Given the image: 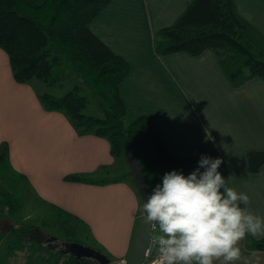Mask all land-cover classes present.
<instances>
[{
  "label": "crops",
  "instance_id": "obj_1",
  "mask_svg": "<svg viewBox=\"0 0 264 264\" xmlns=\"http://www.w3.org/2000/svg\"><path fill=\"white\" fill-rule=\"evenodd\" d=\"M191 1L111 0L89 26L129 63L119 83L129 114L150 116L177 156L222 154L225 163L218 171L227 185L246 193L247 208L264 217V163L251 172L246 159L249 149H264V77L233 86L210 48L196 55L154 50L156 32ZM234 3L264 35V0ZM35 82L43 84L15 80L0 47V140L8 142L13 171L40 201L83 223L99 245L124 258L143 215L136 185L131 177L115 175L117 157L109 141L79 131L62 110L45 108ZM71 173L107 181L66 178ZM238 246L236 264H264V249H248L245 238Z\"/></svg>",
  "mask_w": 264,
  "mask_h": 264
},
{
  "label": "trees",
  "instance_id": "obj_2",
  "mask_svg": "<svg viewBox=\"0 0 264 264\" xmlns=\"http://www.w3.org/2000/svg\"><path fill=\"white\" fill-rule=\"evenodd\" d=\"M110 1L0 0V47L8 55L15 80L38 79L47 86L74 76L89 86L98 98V113L84 111L87 97L80 92L78 79L61 94L42 90L38 97L45 108L62 110L79 131L105 137L111 154L123 157L127 165L125 151L132 148L152 190L168 172L176 170L187 176L195 171L202 156L219 158L222 166L225 159L220 153L177 156L150 116L129 114L119 94V83L129 71V63L89 26ZM153 46L157 54L187 51L196 55L210 48L233 86L253 76L264 77V35L239 14L234 0H192L171 24L156 32ZM246 159L249 170L256 172L264 163V149H249ZM11 170L9 145L3 139L0 173ZM123 176L131 177L128 171L118 175ZM66 178L107 181L80 173L68 174ZM23 205L21 195L0 188L1 209L5 206L12 214ZM41 230L34 223L12 222L0 232V237H5L10 247L25 240L46 247L47 241L39 240ZM245 246L264 249V236L247 235ZM65 260L72 264H98L91 258L71 255H66ZM110 264L125 263L112 260Z\"/></svg>",
  "mask_w": 264,
  "mask_h": 264
},
{
  "label": "clouds",
  "instance_id": "obj_3",
  "mask_svg": "<svg viewBox=\"0 0 264 264\" xmlns=\"http://www.w3.org/2000/svg\"><path fill=\"white\" fill-rule=\"evenodd\" d=\"M198 164L187 176L164 174L143 203L145 221L159 228L151 236L158 246L153 264H236L239 242L264 236V217L247 208L246 193L227 185L218 171L222 160L202 156Z\"/></svg>",
  "mask_w": 264,
  "mask_h": 264
},
{
  "label": "rangeland",
  "instance_id": "obj_4",
  "mask_svg": "<svg viewBox=\"0 0 264 264\" xmlns=\"http://www.w3.org/2000/svg\"><path fill=\"white\" fill-rule=\"evenodd\" d=\"M77 79L72 76L65 78L62 82L47 86H44L40 82H37V84L35 82V87H41H37L39 91L46 90L55 94H61L71 88L74 83H77ZM78 84L80 85V92L87 97L84 111L98 113V98L93 90L86 84H82L79 79ZM114 163L116 168L115 175L129 170V166L121 156L117 157ZM0 188L11 189L24 198L23 207L16 213L11 214L5 206L2 209L0 206V232H3L8 224L12 222H30L40 225L42 230L39 234V240H47L46 247L37 246L29 240L10 247L7 239L0 237V264H72L65 260V254L56 249V241L51 240L56 237L95 247L105 253L111 260L124 263V258L113 256L105 247L99 245L94 240L90 230L83 223L72 216L61 215L55 209L45 204V202L40 201L32 189L21 180L13 169L0 173Z\"/></svg>",
  "mask_w": 264,
  "mask_h": 264
},
{
  "label": "water",
  "instance_id": "obj_5",
  "mask_svg": "<svg viewBox=\"0 0 264 264\" xmlns=\"http://www.w3.org/2000/svg\"><path fill=\"white\" fill-rule=\"evenodd\" d=\"M125 157L129 165L128 174L131 176L133 183L136 185L143 204L147 201L148 196L151 194L152 188L143 176L142 165L138 161L132 148H128L125 151ZM150 226L151 224L145 221V214L143 213L138 221L131 244L124 257L125 264H140V262L145 259L146 250L150 241ZM51 240H55L57 243L59 242L60 249L57 246L56 249L63 254L78 258H91L98 264H110L112 262V260L105 253L95 247H91L76 241H66L59 238H54Z\"/></svg>",
  "mask_w": 264,
  "mask_h": 264
},
{
  "label": "built area",
  "instance_id": "obj_6",
  "mask_svg": "<svg viewBox=\"0 0 264 264\" xmlns=\"http://www.w3.org/2000/svg\"><path fill=\"white\" fill-rule=\"evenodd\" d=\"M158 225L151 224L150 226V241L146 250L145 259L140 264H153V261L157 258V245L151 241V236L158 234Z\"/></svg>",
  "mask_w": 264,
  "mask_h": 264
},
{
  "label": "flooded vegetation",
  "instance_id": "obj_7",
  "mask_svg": "<svg viewBox=\"0 0 264 264\" xmlns=\"http://www.w3.org/2000/svg\"><path fill=\"white\" fill-rule=\"evenodd\" d=\"M55 243H57V242H55ZM56 245H57V247H59V246H60L59 242H58ZM59 249H60V247H59ZM58 251H59V250H58Z\"/></svg>",
  "mask_w": 264,
  "mask_h": 264
}]
</instances>
